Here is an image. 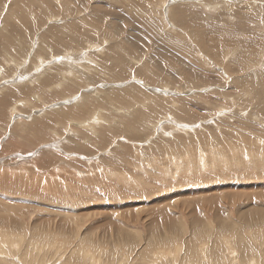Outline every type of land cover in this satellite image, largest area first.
<instances>
[{
    "label": "rangeland",
    "instance_id": "obj_1",
    "mask_svg": "<svg viewBox=\"0 0 264 264\" xmlns=\"http://www.w3.org/2000/svg\"><path fill=\"white\" fill-rule=\"evenodd\" d=\"M0 90L17 264H264V0H0Z\"/></svg>",
    "mask_w": 264,
    "mask_h": 264
},
{
    "label": "bare ground",
    "instance_id": "obj_2",
    "mask_svg": "<svg viewBox=\"0 0 264 264\" xmlns=\"http://www.w3.org/2000/svg\"><path fill=\"white\" fill-rule=\"evenodd\" d=\"M33 7V6H32ZM19 24H21V23H19ZM11 26V25H10ZM18 26V25H17ZM10 28V27H9ZM15 28V27H14ZM22 29V28H21ZM12 35V34H11ZM120 53V52H119ZM8 54V53H7ZM5 55V54H4ZM138 58V57H137ZM41 61H42V59H41ZM45 61V60H44ZM12 62H14V60H11V59H8L7 58V64H11ZM42 63V62H41ZM19 64V63H18ZM93 64V63H92ZM119 64V63H118ZM137 65V64H136ZM8 67V66H7ZM13 67V66H12ZM19 70V69H18ZM72 70V69H71ZM10 71V70H9ZM65 71V70H64ZM18 73V72H17ZM41 74V73H40ZM15 75H17V74H15ZM14 75V76H15ZM44 75V74H43ZM61 75V74H60ZM68 75V74H67ZM66 75V76H67ZM9 76V75H8ZM52 76V75H51ZM29 77H31V76H29ZM28 77V78H29ZM21 78V77H20ZM19 78V79H20ZM25 79V78H24ZM47 79V78H46ZM17 80V79H16ZM24 81V80H23ZM57 81V80H56ZM19 82H20V80H19ZM17 83V82H16ZM47 84V83H46ZM30 86V85H29ZM41 86H45L44 84L42 85L41 84ZM68 86V85H67ZM40 87V86H39ZM17 88V87H16ZM20 88V87H19ZM27 88V87H26ZM35 88H37V87H35ZM56 88H57V86H56ZM151 88V87H150ZM4 90V89H3ZM7 90V89H6ZM17 90H18V88H17ZM53 90V89H52ZM131 90V89H130ZM136 90V89H135ZM165 90V89H164ZM2 90H0V92H1ZM5 91V90H4ZM8 91V90H7ZM97 91V90H96ZM95 91V92H96ZM32 92H34V91H32ZM98 92V91H97ZM31 93V92H30ZM109 93V92H108ZM121 93V92H120ZM168 93H169V91H168ZM176 93V92H175ZM8 94H9V92H8ZM92 94V93H91ZM163 94V93H162ZM179 94V93H178ZM105 95V94H104ZM132 95V94H131ZM6 96H7V94H6ZM5 96V97H6ZM10 96V95H9ZM106 96H107V94H106ZM109 96H111V95H109ZM116 96V95H115ZM1 98L0 99V106H2L4 103L6 104L7 102H6V98ZM42 97V96H41ZM123 97H124V95H123ZM33 98H35V97H33ZM107 98V97H106ZM110 98V97H109ZM116 98H119V99H121L120 97H116ZM41 99V98H40ZM123 99V98H122ZM124 99H126V98H124ZM8 100V99H7ZM38 101H39V99H38ZM114 101V100H113ZM129 102V101H128ZM127 102V103H128ZM159 102V101H158ZM90 103V102H89ZM145 104V103H144ZM10 105V104H9ZM83 106V105H82ZM85 106V105H84ZM4 106H2V108H3ZM88 107V106H87ZM137 107V106H136ZM5 108V107H4ZM13 109H14V106L12 107ZM11 107H10V109H12ZM15 108H16V106H15ZM131 108V107H130ZM134 108V107H133ZM1 109V108H0ZM13 109H12V111H13ZM18 109V108H17ZM135 109V108H134ZM138 109V108H137ZM136 109V110H137ZM4 110V109H3ZM0 111V115H1V113L2 112H4V111ZM16 110V109H15ZM13 111L12 112V114L11 115H13V113H15L16 111ZM130 110V109H129ZM131 111V110H130ZM134 111V110H133ZM132 111V112H133ZM8 110H7V114H8ZM20 112V111H19ZM8 115H10V114H8ZM3 116V115H2ZM2 116H0V117H2ZM7 116V115H6ZM60 116H64V114H60ZM1 119V118H0ZM10 119H11V117H10ZM15 119V118H14ZM2 120V119H1ZM102 121L103 122V120H102V118H101V116L99 115V116H97L96 118H95V120L93 119L92 121V128L96 125L95 123H96V121ZM9 122H11V120H9ZM39 125V124H38ZM37 125V126H38ZM40 126V125H39ZM89 126V125H88ZM36 127V126H35ZM91 127V126H90ZM43 128V127H42ZM39 136V135H38ZM204 156H205V154H204ZM203 158V157H202ZM1 231H2V229H1ZM6 232V231H5ZM3 234V233H2ZM5 234V233H4ZM13 235V234H12ZM7 236V235H6ZM22 236V235H21ZM25 236V235H24ZM1 237H3V236H1ZM4 238V237H3ZM26 238V237H25ZM5 239V238H4ZM7 239V238H6ZM9 239V238H8ZM19 239V238H18ZM1 240V239H0ZM11 241V240H10ZM19 241V240H18ZM22 241V240H21ZM163 241V240H162ZM26 242V241H25ZM24 242V243H25ZM31 242V241H30ZM35 242V241H34ZM34 242H32V243H34ZM38 242V241H37ZM40 243H35L36 245H31V246H28L27 248H26V257H30L31 259H33L34 261H38V260H42L40 263L42 264H44V262L46 261H49V259L48 260H46V257H47V254L50 252L49 250H50V248L53 246V244L54 243H49V242H47V244L48 245H44V243L45 242H41V241H39ZM82 242V241H81ZM161 242V241H160ZM21 243V242H20ZM29 243V242H28ZM27 243V244H28ZM31 243V244H32ZM84 243H85V241H84ZM158 243V242H157ZM46 244V243H45ZM83 244V243H82ZM10 245V246H9ZM8 245V243L7 242H4V240H3V242H2V240L0 241V264H17L18 262L15 260H13L12 258L14 257H12V255L20 248V244H18V242H16V241H12V242H10V244ZM22 245V244H21ZM23 246V245H22ZM45 248H47L48 250L46 251L45 250ZM34 252H37V254H34ZM78 252H81V251H78ZM25 253V252H24ZM42 253V254H41ZM163 254H165V253H168V250H165L164 252H162ZM51 254V253H50ZM76 254V253H75ZM16 255V254H15ZM24 255V254H23ZM22 255V256H23ZM74 255V254H73ZM78 255V254H77ZM76 255V256H77ZM178 255V252H177V254H172V258H174V257H176ZM17 256V255H16ZM63 256V255H62ZM75 256V257H76ZM82 256V255H81ZM84 256H85V260H87V258H89V259H93V261H92V263H98L100 260L97 258L99 255L97 254V253H94V252H92L90 249H88V250H86L85 252H84ZM21 257V256H20ZM66 257V256H65ZM19 258V257H18ZM24 258H25V256H24ZM74 258V257H73ZM82 258V257H81ZM161 258H167V256H162ZM16 259V258H15ZM68 259H69V257H68ZM77 259V258H76ZM20 260V259H19ZM22 260V259H21ZM53 260H55V258L53 259ZM61 260V259H60ZM65 260H67V258L65 259ZM82 260H84V259H82ZM85 260H84V262H85ZM138 260V259H137ZM62 261V260H61ZM67 261H71V260H67ZM66 261V262H67ZM75 261V260H74ZM81 261V260H80ZM38 262V263H39ZM50 262V261H49ZM56 262V261H55ZM73 262V261H72ZM24 263V262H23ZM37 263V264H38ZM39 263V264H40ZM54 263V261L52 262V264ZM69 263V262H68ZM83 263V262H82ZM20 264V263H19ZM22 264V263H21ZM25 264H26V262H25ZM59 264V263H58ZM61 264V263H60ZM73 264V263H72ZM135 264V263H134Z\"/></svg>",
    "mask_w": 264,
    "mask_h": 264
}]
</instances>
